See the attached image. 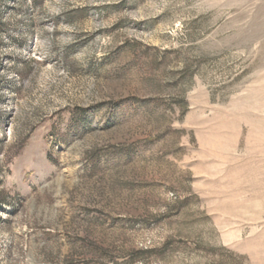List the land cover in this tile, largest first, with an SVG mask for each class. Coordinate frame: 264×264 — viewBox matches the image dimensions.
<instances>
[{
  "label": "rangeland",
  "instance_id": "rangeland-1",
  "mask_svg": "<svg viewBox=\"0 0 264 264\" xmlns=\"http://www.w3.org/2000/svg\"><path fill=\"white\" fill-rule=\"evenodd\" d=\"M0 264H264V0H0Z\"/></svg>",
  "mask_w": 264,
  "mask_h": 264
}]
</instances>
